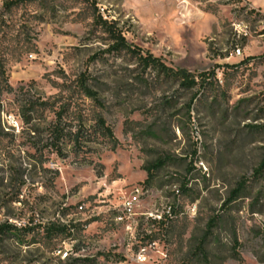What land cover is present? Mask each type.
I'll return each instance as SVG.
<instances>
[{
    "label": "rangeland",
    "instance_id": "1",
    "mask_svg": "<svg viewBox=\"0 0 264 264\" xmlns=\"http://www.w3.org/2000/svg\"><path fill=\"white\" fill-rule=\"evenodd\" d=\"M8 1L0 0V227L13 229L0 232V264H264V175H256L264 0H94L97 8L43 0L6 10ZM97 10L144 56L207 76L180 89L111 51ZM84 79L102 105L85 96ZM40 98L70 119L101 114L116 150L106 141L86 158L36 154L20 105ZM158 159L166 164L148 181L145 168ZM241 183L246 191L228 204ZM136 188L141 200L126 217ZM211 218L220 222L209 263L195 254ZM53 224L77 228L55 238Z\"/></svg>",
    "mask_w": 264,
    "mask_h": 264
},
{
    "label": "trees",
    "instance_id": "2",
    "mask_svg": "<svg viewBox=\"0 0 264 264\" xmlns=\"http://www.w3.org/2000/svg\"><path fill=\"white\" fill-rule=\"evenodd\" d=\"M43 0H10L5 3V9H10L13 5L26 3V2H38ZM82 3L91 4L94 8H97V2L94 0H78ZM94 25L101 29L105 34H107L110 40L113 42L111 45V51L116 53H126L134 58L146 69H150L158 77H165L170 79L173 83L179 85L180 89L192 90L200 85L198 78L204 80L207 75H200L199 77H194L190 73L184 70H173L166 66L159 58L154 55L148 54L143 55V51L137 49L130 45L124 36V31L118 27L117 22H109L104 19V17L97 13L93 16ZM250 59H248V62ZM81 88L85 96L89 99L94 100L98 105H102L99 94L93 91L89 85L88 80L84 79L81 81ZM6 90L9 93L14 91L8 83ZM22 90V89H21ZM20 105V118L24 125L28 128L30 135L32 136V141L30 145L36 151V154H41L43 157L45 152L56 154L60 159L65 160L68 158L69 153H73L76 156L81 154L86 156L92 152L91 145L101 144L108 142L107 145H114L112 150H116V145H118V140L115 138L113 129L108 126L105 118L96 113L94 116H89L85 113L79 114L77 117H72L68 115V110L65 107L56 108L55 105L50 104L49 101H44L43 99L31 100L26 99L21 101ZM1 108V106H0ZM53 112L55 115L54 120L47 123V112ZM264 114V107L262 108ZM92 122L91 125H88ZM264 130V125L261 126ZM105 144V143H104ZM68 148H71L70 150ZM166 164L163 159H158L154 163H151L145 168L148 173V181L153 178V174L156 171L161 170ZM256 175L258 177L264 175V156L263 159L256 170ZM247 183H241L240 186L232 192V195L228 201V204H233L238 201L244 192L246 191ZM220 220L218 218H211L207 224V232L204 237H202L200 243L196 247V256L198 258H203V260L210 263V250L209 246L211 244L210 236L213 234V230L218 226ZM77 226L72 224L58 226L53 224L51 228L48 229L51 237H57L60 235L71 236L73 230ZM13 227L4 224L0 227L1 234L12 230ZM233 258L239 260V254L237 251L233 253Z\"/></svg>",
    "mask_w": 264,
    "mask_h": 264
},
{
    "label": "built area",
    "instance_id": "3",
    "mask_svg": "<svg viewBox=\"0 0 264 264\" xmlns=\"http://www.w3.org/2000/svg\"><path fill=\"white\" fill-rule=\"evenodd\" d=\"M235 53L237 56H242V49L237 48ZM143 191L144 189L136 188L133 194L124 202V214L126 217L133 216L134 207L140 202Z\"/></svg>",
    "mask_w": 264,
    "mask_h": 264
}]
</instances>
